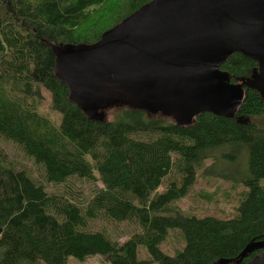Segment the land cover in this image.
Returning a JSON list of instances; mask_svg holds the SVG:
<instances>
[{
  "label": "trees",
  "instance_id": "16d2710c",
  "mask_svg": "<svg viewBox=\"0 0 264 264\" xmlns=\"http://www.w3.org/2000/svg\"><path fill=\"white\" fill-rule=\"evenodd\" d=\"M106 1L0 0V264L94 254L111 264L247 263L264 251V128L249 120L264 114V98L244 85L233 118L204 112L189 125L126 104L110 119L89 118L55 76L50 43H94L151 0H119L105 15L114 24L101 29L96 12ZM220 68L238 82L257 64L236 52ZM44 92L55 120L41 111ZM15 151L43 180L10 157ZM241 159L245 172L233 176L246 191L235 216L172 211L199 175ZM106 223L124 224L125 239ZM174 230L183 244L170 254L160 245ZM140 245L148 258H139Z\"/></svg>",
  "mask_w": 264,
  "mask_h": 264
},
{
  "label": "water",
  "instance_id": "95a60500",
  "mask_svg": "<svg viewBox=\"0 0 264 264\" xmlns=\"http://www.w3.org/2000/svg\"><path fill=\"white\" fill-rule=\"evenodd\" d=\"M50 47L68 100L91 119L110 103L178 125L204 112L233 118L246 84L220 66L241 53L264 78V0H151L94 43ZM245 264H264V251Z\"/></svg>",
  "mask_w": 264,
  "mask_h": 264
},
{
  "label": "rangeland",
  "instance_id": "374dc122",
  "mask_svg": "<svg viewBox=\"0 0 264 264\" xmlns=\"http://www.w3.org/2000/svg\"><path fill=\"white\" fill-rule=\"evenodd\" d=\"M119 0H108L104 2L103 6L98 9L99 12H96L100 16V19L103 18V22L98 25L101 29L107 28L110 25L114 24L115 18L110 12V16H105L111 10ZM95 15V14H94ZM93 15V16H94ZM105 20V21H104ZM92 25L91 23L89 24ZM241 81V82H240ZM238 81V83L245 82L246 85H251L257 88L262 96L264 97V78L260 74L258 69L252 70V72L245 78ZM44 99L41 102V111L49 115L50 118H57V115L52 114L49 110V95L44 92ZM116 107V104L110 103L105 105L99 112V115L102 119H110L113 114V110ZM150 115H160L164 116L170 120H175L174 115H163L160 113H154ZM56 116V117H55ZM52 119V120H53ZM54 119V120H55ZM251 122L256 123L259 127L264 128V114L252 116L249 118ZM5 148V143L0 142V148ZM7 149L12 153V146L7 145ZM18 161L19 164L24 165L27 169H30L33 175L39 179L43 180L41 171L35 165H33L28 159L24 158L21 154H16V151L13 152V155H10ZM207 165L210 166V163L207 162ZM245 163L243 160H238L236 163L229 162H219L218 166L215 168L213 175L210 174H201L197 178L196 184L191 188L189 193L174 203L172 211L177 207L185 214H197V215H213L219 218H230L235 216L236 207L242 198L246 188L240 183V177L235 178L233 175H237V170L240 172H245ZM239 172V174H241ZM99 184V183H98ZM87 193L90 192L91 188L88 184H82ZM50 190H56L55 186H49ZM105 228H108L111 232H116L119 236L120 241L125 239L123 233H119L122 230V227H125L124 224L117 225L114 227L110 224H104ZM122 232V231H121ZM183 244V241L178 233L174 230L169 233L167 238L160 245L161 249L169 252L170 254L174 253L179 249ZM148 252L143 245L138 247V256L139 258L145 259L148 258ZM68 264H111L106 256L102 254H94L87 256L84 260L77 259L75 257H69Z\"/></svg>",
  "mask_w": 264,
  "mask_h": 264
}]
</instances>
